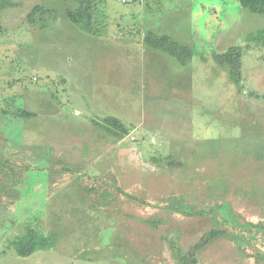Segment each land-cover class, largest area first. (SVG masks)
<instances>
[{
	"label": "rangeland",
	"instance_id": "rangeland-1",
	"mask_svg": "<svg viewBox=\"0 0 264 264\" xmlns=\"http://www.w3.org/2000/svg\"><path fill=\"white\" fill-rule=\"evenodd\" d=\"M13 1L0 13V161L15 171L0 264H180L223 228L210 211L226 203L248 243L220 240L196 264H264V45L247 39L264 16L238 0H94L87 32L67 19L75 2ZM148 32L193 58L146 47ZM30 228L53 245L23 258L12 242Z\"/></svg>",
	"mask_w": 264,
	"mask_h": 264
},
{
	"label": "trees",
	"instance_id": "trees-1",
	"mask_svg": "<svg viewBox=\"0 0 264 264\" xmlns=\"http://www.w3.org/2000/svg\"><path fill=\"white\" fill-rule=\"evenodd\" d=\"M64 1L70 3L72 1L73 3H76V7L69 8L66 11L67 19L79 29L91 32L95 20L94 15L96 6L94 0ZM238 2L241 7L250 11L251 13L264 16V0H238ZM17 6L18 4L13 0H0V13L8 8H15ZM39 8L40 7L36 6L30 13L29 19L31 21L37 14ZM247 39L249 42L264 45V29L260 30L256 35H250ZM144 44L146 45V47L148 46L149 48L162 51L172 56L182 65H186L187 62L194 56V50L190 46L174 40L169 35H158L153 32H148L144 38ZM240 54L241 52L238 54L237 59L240 57ZM239 64L240 63L237 62L238 70H240ZM237 81L240 82L238 79ZM17 117L32 118L34 117V114L28 111H22V113L17 115ZM105 124L106 129L110 133L116 134L118 136L120 135L119 137H122L123 135L128 133L126 126L116 118L109 117L105 119ZM11 166V161H0V197L4 193H7L9 191L13 192L15 190H12V188H10V181L12 182V179L15 176V171L11 169ZM51 172L53 173V171ZM228 207L229 204L226 203L220 205L219 207H216V209H211L212 211H210V215H212L213 221L216 224L223 225V228L216 227L214 229H211L200 239V241H198V243L192 248V251H190L189 253L185 254L181 251V254H179L177 257L180 264H196V255L211 247V245L220 240H229L236 244L238 243L244 245L248 243L249 234L242 233L238 231L237 228L241 227L245 231L249 228L251 229L252 225L247 224L246 226H243L242 224H240V218L238 216H235L234 212H232ZM172 210H174V212H179L175 211L176 209ZM189 211H191V209ZM224 213H227L230 219H225L227 215ZM219 215L220 218L218 217ZM227 222L229 224H227ZM145 223L150 226L157 227L156 222L147 220L145 221ZM233 228H236V230H234ZM44 240V235L41 236L39 231L30 228L23 236L17 237L12 242V246L18 256L26 258L32 256L34 253L40 250H49L48 248L53 244L51 243L49 244V246H45Z\"/></svg>",
	"mask_w": 264,
	"mask_h": 264
},
{
	"label": "crops",
	"instance_id": "crops-1",
	"mask_svg": "<svg viewBox=\"0 0 264 264\" xmlns=\"http://www.w3.org/2000/svg\"><path fill=\"white\" fill-rule=\"evenodd\" d=\"M144 38H145V36H144ZM143 43H144V39H143ZM164 53V52H163ZM133 138V137H132ZM135 138V137H134ZM135 139H133V141H134ZM78 264V263H77ZM79 264H89V263H86V262H81V263H79Z\"/></svg>",
	"mask_w": 264,
	"mask_h": 264
},
{
	"label": "built area",
	"instance_id": "built-area-1",
	"mask_svg": "<svg viewBox=\"0 0 264 264\" xmlns=\"http://www.w3.org/2000/svg\"><path fill=\"white\" fill-rule=\"evenodd\" d=\"M132 139H134V137Z\"/></svg>",
	"mask_w": 264,
	"mask_h": 264
}]
</instances>
